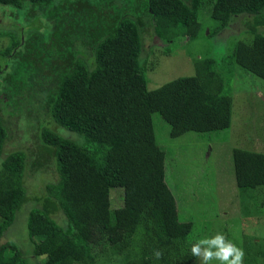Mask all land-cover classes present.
Masks as SVG:
<instances>
[{"label":"trees","instance_id":"1","mask_svg":"<svg viewBox=\"0 0 264 264\" xmlns=\"http://www.w3.org/2000/svg\"><path fill=\"white\" fill-rule=\"evenodd\" d=\"M125 1L138 8L117 0H0L45 24L24 29L19 39L8 35L1 56L9 65L0 77V238L23 213L31 255L44 257L41 264H195L193 223L177 218L152 115L172 139L210 134L229 128L231 98L209 58L193 61V76L147 90L138 61L142 19L152 20V34L164 43L195 38L202 7L215 33L240 20L252 39L234 45L232 61L264 82V36L256 31L264 30V0ZM28 102L38 110L30 113ZM20 113L18 121L29 123L26 139L11 124ZM31 131L40 153L27 167L18 145L6 154L4 146L26 143ZM71 133L81 142L64 135ZM43 155L56 182L29 193L24 173L40 167ZM231 162L239 190L264 186V154L232 149ZM113 188L122 200L110 210ZM156 250L164 253L159 261ZM21 256L13 242L0 243V264H26ZM259 258L264 264V240L253 242L243 264Z\"/></svg>","mask_w":264,"mask_h":264},{"label":"rangeland","instance_id":"2","mask_svg":"<svg viewBox=\"0 0 264 264\" xmlns=\"http://www.w3.org/2000/svg\"><path fill=\"white\" fill-rule=\"evenodd\" d=\"M117 2L127 8H138L135 1L129 6L125 0ZM197 21L199 31L195 38L179 36L164 43L152 34L151 23L142 19L143 24L139 27L142 49L138 61L145 69L146 89L154 90L167 82L191 77L194 75L195 59H212L214 69L222 78L224 90L231 98L229 128L210 134L187 132L172 139L168 136V126L153 114V132L157 145L164 150V181L175 197L177 218L181 222L193 223L195 236L192 240L197 242L223 233L247 255L254 241L258 243L264 240V186L245 190L235 186L231 151L242 149L264 154V82L245 73L232 61L234 45L237 42L248 44L252 39V34L244 31L240 20L215 33L212 30L216 23L210 19L208 7H202L198 10ZM44 26L41 19L33 20L26 16V12L0 5L1 78L9 65L8 59L1 56L11 44L8 35L19 39L24 29L37 28L42 31ZM256 31L264 36V30ZM35 102H28L26 106L30 108V113L32 108L38 110ZM37 114L41 116L46 111L41 108ZM14 117L11 120L14 132L18 129L23 135L22 139H26L29 123L18 121L23 117L22 113ZM33 119L39 121L35 115ZM33 134L34 131H31L26 143L23 140L15 142L14 139L6 141L5 154L18 145L28 167L29 161L40 153ZM64 135L81 142L76 134ZM45 158L46 155H43L37 159L40 167L34 166L32 171L27 168L24 173L23 184L29 193L39 194L41 186L56 182L55 175L45 171L50 170L42 164L46 162ZM121 200V189L109 190L110 210L120 207ZM23 209L26 210V206ZM54 219L62 227L65 225L61 215ZM7 241L17 246L26 264L44 262V257L34 258L31 255L32 247L26 237L23 213L18 212L11 226L2 234L0 243ZM194 263L198 264L197 259ZM212 264L218 262L213 261ZM256 264H263V261L259 258Z\"/></svg>","mask_w":264,"mask_h":264},{"label":"clouds","instance_id":"3","mask_svg":"<svg viewBox=\"0 0 264 264\" xmlns=\"http://www.w3.org/2000/svg\"><path fill=\"white\" fill-rule=\"evenodd\" d=\"M190 254L195 257L198 264H243L245 253L242 248L229 240L225 234L216 233L213 236L199 239L190 246ZM163 251L154 252L155 259L163 257Z\"/></svg>","mask_w":264,"mask_h":264}]
</instances>
